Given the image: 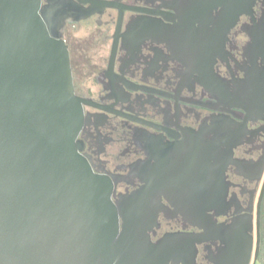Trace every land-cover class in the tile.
<instances>
[{"label": "water", "instance_id": "95a60500", "mask_svg": "<svg viewBox=\"0 0 264 264\" xmlns=\"http://www.w3.org/2000/svg\"><path fill=\"white\" fill-rule=\"evenodd\" d=\"M259 1L214 0L220 28L253 16ZM66 10L59 1L0 0V264L254 263L264 153L249 159L247 146L264 134V125L250 128L264 121V11L247 30L246 56L205 82L234 117L213 116L185 142L193 146L182 156L187 208L176 213L193 231L177 236L159 224L161 214L177 209L167 190L177 177L166 174L165 152L144 165L143 188L116 201L111 181L81 154L89 115L75 93ZM217 58L220 65L227 58L221 45Z\"/></svg>", "mask_w": 264, "mask_h": 264}, {"label": "flooded vegetation", "instance_id": "af4514ba", "mask_svg": "<svg viewBox=\"0 0 264 264\" xmlns=\"http://www.w3.org/2000/svg\"><path fill=\"white\" fill-rule=\"evenodd\" d=\"M51 1L64 2L67 8L63 38L75 93L89 115L78 137L81 154L95 173L111 181L116 201L140 191L145 185L144 165L155 164L153 155L165 152L166 174L177 177V182L168 181L167 188L177 209L161 214L159 224L164 226L163 233L186 236L193 229H184L186 219L176 213L187 208L189 183L182 181V156L183 151L185 155L193 151V146L185 142L210 124L213 116L234 117L229 104L220 105L205 82H215L225 66L233 65L237 56H246L247 30L253 20L261 19L263 2L256 4L253 16L244 14L233 27L222 30L214 0H42L43 4ZM220 45L227 54L223 65L214 59V49ZM262 125L260 120L250 128ZM247 147L248 158L259 160L264 134L254 148ZM263 182L264 172L254 214ZM226 219L220 216L218 220ZM262 233L260 220L259 253L251 264L259 261ZM162 236L157 234L155 239ZM254 237L255 249L256 226ZM201 263L205 264L203 258Z\"/></svg>", "mask_w": 264, "mask_h": 264}, {"label": "trees", "instance_id": "16d2710c", "mask_svg": "<svg viewBox=\"0 0 264 264\" xmlns=\"http://www.w3.org/2000/svg\"><path fill=\"white\" fill-rule=\"evenodd\" d=\"M261 222H262V230H263V233H262L263 234V247L260 252L259 261H261L262 264H264V198L262 202Z\"/></svg>", "mask_w": 264, "mask_h": 264}, {"label": "rangeland", "instance_id": "374dc122", "mask_svg": "<svg viewBox=\"0 0 264 264\" xmlns=\"http://www.w3.org/2000/svg\"><path fill=\"white\" fill-rule=\"evenodd\" d=\"M256 264H262V262L261 261H258V262H256Z\"/></svg>", "mask_w": 264, "mask_h": 264}]
</instances>
